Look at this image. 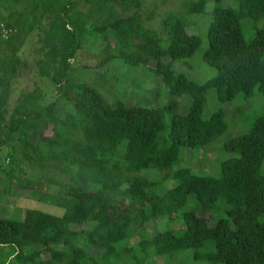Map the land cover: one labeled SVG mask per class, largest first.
I'll return each instance as SVG.
<instances>
[{"label": "trees", "instance_id": "16d2710c", "mask_svg": "<svg viewBox=\"0 0 264 264\" xmlns=\"http://www.w3.org/2000/svg\"><path fill=\"white\" fill-rule=\"evenodd\" d=\"M209 1L213 17L203 60L217 73L200 83L174 65L193 68L190 59L203 38L188 32L189 17L204 14ZM235 1L236 8L223 0H184L183 12L162 17L161 37L144 27L156 13L142 14V0H0L8 11L0 13V149L9 148L12 164L8 193L17 199L29 190L32 199L65 210L57 216L29 208L22 220L0 216V264H146L151 257L171 264L181 253L184 261L264 264V114L224 143L238 155L220 163L218 176L175 168L183 149L208 145L228 127L223 109L204 117L209 89L222 102L250 98L256 90L264 96V27L250 40L243 29L245 19L264 17V0ZM35 28L44 32L42 72L54 71L60 107L72 110L62 116L57 101L43 106L37 88L22 92L7 117L20 51ZM4 30H11L7 38ZM88 30L105 44L100 67L120 62L150 69L173 95L170 104L151 108L124 95L108 103L92 83L75 82L72 61ZM185 95L192 103L180 114L178 98ZM23 165L30 175L17 181L12 169L23 173ZM148 169L155 179L141 175ZM191 199L195 208L184 209ZM180 212L181 234L146 227ZM89 223L95 226L85 232L72 229Z\"/></svg>", "mask_w": 264, "mask_h": 264}, {"label": "rangeland", "instance_id": "374dc122", "mask_svg": "<svg viewBox=\"0 0 264 264\" xmlns=\"http://www.w3.org/2000/svg\"><path fill=\"white\" fill-rule=\"evenodd\" d=\"M184 0H142L141 12L145 13L155 10L156 15L153 20H146L144 23L145 28L155 30L161 37L162 36V17L166 13H179L183 12L182 4ZM225 7L236 8L238 3L235 0H223ZM213 1L208 2L206 12L201 15L190 16L194 23L188 27V32L191 34L201 35L203 44L196 54L190 59L193 68H189L184 64H175L174 71L176 73L185 74L188 78L198 81L200 83L206 82L208 79L216 75L217 70L203 60V53L208 47L207 29L212 20ZM0 13L8 14L0 5ZM144 16V18H145ZM264 27V17L258 21L245 19L243 21L244 34L250 40L257 29ZM44 32L39 28H35L34 32L28 37L25 45L20 51L22 64L20 67L19 75L12 82V93L8 102L9 117L18 104V98L22 92H32L34 89L39 88L42 93L41 104L47 106L48 104L57 101L60 114L63 116L72 110L70 107L62 108L64 100L59 96L56 83L51 79L54 71H49L50 75L42 72V65L48 59L45 55V44L39 40V36L43 37ZM82 48L78 53L76 60L72 61L75 70V82H89L97 89L108 103H112L120 95H124L129 100H134L147 107H163L169 105L174 99L173 95L165 88L163 79L155 76L150 69L145 67H134L125 65L120 62L100 67V51L103 44L100 35L93 30H88L82 39ZM41 47L44 51L41 50ZM154 62L152 65H155ZM98 71L99 77L96 74ZM101 75V76H100ZM177 112L180 114H187L190 110L192 97L189 95L181 96L178 98ZM223 109L226 112V120L228 127L224 133L215 138L208 145L198 148H186L181 152L179 163L175 168L182 166L190 167L193 172L197 174L218 176L220 174V163L228 158L238 155L233 151H227L224 148V143L232 137L243 134L249 130L254 120L264 114V96L256 90L255 95L250 98H244L240 94L234 101L222 102L217 98L216 90L209 89L207 91V101L204 108V117L208 118L213 111ZM59 110H56L59 114ZM169 116L167 115V120ZM7 146L0 149V216L12 217L17 220H22L25 216L26 209L35 208L37 210L50 213L57 216H62L65 212L63 208L51 203L38 202L32 199L31 191L25 190L21 194L18 193V198H13L8 193L7 186L11 183V179L6 174L10 170L9 159L6 157L8 152ZM24 172H20V168L14 167V179H28L30 169L23 165ZM148 169L143 171L141 175L147 174L150 178L155 179L157 176L150 175ZM264 171V165H263ZM174 180L165 183L160 191L169 188ZM13 188V186H10ZM196 200L191 199L184 209L195 208ZM183 210H181L182 212ZM181 212L171 217L164 216L157 220H153L147 224L149 232L153 233L159 230H170L174 234H181L184 232V224L181 218ZM200 215L203 212H199ZM209 218V217H208ZM210 224L215 223V218H209ZM95 226V223L85 225H74L73 230L85 232ZM148 233V232H147ZM83 239V238H82ZM136 241V240H135ZM78 245H82V241ZM62 248V247H61ZM93 249H89L92 251ZM94 251H102L96 248ZM189 253V251H186ZM185 252V254H186ZM49 255H45L43 260H48ZM167 259L159 257H151L146 264H165ZM57 264H66L61 262ZM120 264H126L121 261ZM128 264H130L128 262ZM171 264H209L205 261H197L192 258L184 261V255L178 254L172 256Z\"/></svg>", "mask_w": 264, "mask_h": 264}, {"label": "built area", "instance_id": "2783aa9c", "mask_svg": "<svg viewBox=\"0 0 264 264\" xmlns=\"http://www.w3.org/2000/svg\"><path fill=\"white\" fill-rule=\"evenodd\" d=\"M2 27H4V26L2 25ZM10 32H11V30H4L5 38L8 37V35H9Z\"/></svg>", "mask_w": 264, "mask_h": 264}]
</instances>
